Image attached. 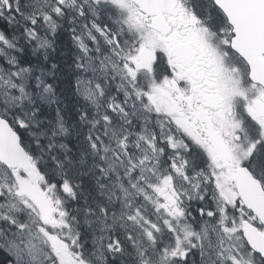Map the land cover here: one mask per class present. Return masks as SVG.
I'll return each instance as SVG.
<instances>
[{
  "label": "snow or ice",
  "instance_id": "1",
  "mask_svg": "<svg viewBox=\"0 0 264 264\" xmlns=\"http://www.w3.org/2000/svg\"><path fill=\"white\" fill-rule=\"evenodd\" d=\"M8 264H264V0H0Z\"/></svg>",
  "mask_w": 264,
  "mask_h": 264
}]
</instances>
